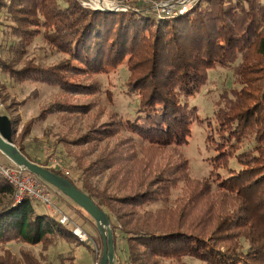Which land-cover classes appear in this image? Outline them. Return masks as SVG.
Here are the masks:
<instances>
[{
	"label": "trees",
	"instance_id": "1",
	"mask_svg": "<svg viewBox=\"0 0 264 264\" xmlns=\"http://www.w3.org/2000/svg\"><path fill=\"white\" fill-rule=\"evenodd\" d=\"M0 25L16 54L23 56L43 33L68 55L51 67L30 61L20 69L0 59L11 79L62 91L40 120L56 112L88 113L90 105L72 98L100 91L88 82L94 76L127 69L124 91L134 102L133 114L93 127L76 141L90 146L116 138L82 168L81 190L108 213L115 253L117 233L123 235L127 264H188L185 258L264 264V0H201L183 15L161 19L132 7L88 10L78 0H0ZM218 67L231 68L239 87L217 101L216 126L204 142L211 171L198 180L182 151L201 122L188 102ZM11 121L16 127L17 120ZM122 131L130 137H120ZM50 170L75 185L61 170ZM104 172L113 192L90 182ZM181 184L175 207L144 210L168 201ZM14 196V187L0 175V201L10 197L0 206V247L17 242L47 248L77 240L41 203L31 198L15 203ZM0 253V264H42L29 252ZM70 260L75 264V257Z\"/></svg>",
	"mask_w": 264,
	"mask_h": 264
},
{
	"label": "rangeland",
	"instance_id": "2",
	"mask_svg": "<svg viewBox=\"0 0 264 264\" xmlns=\"http://www.w3.org/2000/svg\"><path fill=\"white\" fill-rule=\"evenodd\" d=\"M83 7L93 9L78 0ZM201 0H106L104 7L93 10L122 12L129 11L130 7L156 14V18L177 17L190 11ZM5 31L7 28L0 25V59L13 62L16 69L22 68L27 62H34L40 66H53L68 59L54 45L49 43L43 33L37 35L27 52L22 56L11 51L7 42L9 40ZM128 71L121 66L108 74L94 76L91 80L99 85L100 91L90 96H74V101H80L90 105V111L86 114L52 113L47 118L40 120L42 111L50 107L60 98L62 91L52 84L37 81L17 82L11 79L0 68V115L17 120L16 132L13 134L15 145H21L25 151L38 164H43L48 169H57L64 172L73 180L78 188L84 185L82 168L93 163L100 152L108 145L114 143L116 138L109 139L98 144L79 145L76 141L87 134L93 127L100 126L111 119H126L134 111V102L127 96L125 82ZM239 87L234 79L231 68L218 67L209 71L208 83L200 94L191 98L188 103L196 107L200 116V123L193 127V135L190 143L182 149L191 163V175L194 179L202 180L209 176L211 166L208 158L211 153L205 146V140L216 126L214 112L217 109V101L222 95L228 94L232 89ZM32 123L29 129L27 125ZM120 137H130L126 131L119 134ZM94 145V147H92ZM0 162L4 165H12L0 151ZM91 184L99 190L108 189L114 191L113 185H109V173L104 172L90 179ZM54 200L57 206L66 213L75 224L82 227L88 235L87 242L77 240L71 242L60 241L50 247L42 245H27L12 242L0 247L10 250L14 255L21 257L22 253H31L42 264H73L71 257H75V264L100 263L103 253V243L95 221L72 200L52 187ZM183 184L172 192L166 202L146 205L144 210L156 211L164 207H175L182 196ZM10 197L0 201V206L6 204ZM44 208L46 207L39 206ZM117 252L115 264H127L125 261L126 242L120 231L117 233ZM1 254V253H0ZM188 264H202L193 258H185Z\"/></svg>",
	"mask_w": 264,
	"mask_h": 264
},
{
	"label": "water",
	"instance_id": "3",
	"mask_svg": "<svg viewBox=\"0 0 264 264\" xmlns=\"http://www.w3.org/2000/svg\"><path fill=\"white\" fill-rule=\"evenodd\" d=\"M13 134L14 125L11 119L0 115V151L15 165L38 176L84 210L95 221L102 238L103 253L100 264H115L116 244L108 213L101 209L90 195L79 189L71 181L55 174L42 164L31 161L15 145Z\"/></svg>",
	"mask_w": 264,
	"mask_h": 264
},
{
	"label": "built area",
	"instance_id": "4",
	"mask_svg": "<svg viewBox=\"0 0 264 264\" xmlns=\"http://www.w3.org/2000/svg\"><path fill=\"white\" fill-rule=\"evenodd\" d=\"M83 4L93 9L98 7L106 8L104 7L106 0H88L83 1ZM0 175L14 187L15 203H20L26 198L34 199L46 207L62 225L69 227L75 237L82 242H87L88 235L85 230L75 224V222L57 206L51 185L14 163L12 165H4L0 162ZM96 264L100 263L98 262Z\"/></svg>",
	"mask_w": 264,
	"mask_h": 264
},
{
	"label": "bare ground",
	"instance_id": "5",
	"mask_svg": "<svg viewBox=\"0 0 264 264\" xmlns=\"http://www.w3.org/2000/svg\"><path fill=\"white\" fill-rule=\"evenodd\" d=\"M47 209V208H46Z\"/></svg>",
	"mask_w": 264,
	"mask_h": 264
}]
</instances>
